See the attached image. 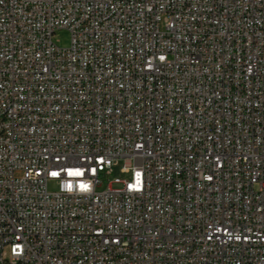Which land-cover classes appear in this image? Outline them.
Listing matches in <instances>:
<instances>
[{"label": "built area", "instance_id": "1", "mask_svg": "<svg viewBox=\"0 0 264 264\" xmlns=\"http://www.w3.org/2000/svg\"><path fill=\"white\" fill-rule=\"evenodd\" d=\"M0 264H264V0H0Z\"/></svg>", "mask_w": 264, "mask_h": 264}, {"label": "rangeland", "instance_id": "2", "mask_svg": "<svg viewBox=\"0 0 264 264\" xmlns=\"http://www.w3.org/2000/svg\"><path fill=\"white\" fill-rule=\"evenodd\" d=\"M70 32L66 28H60L56 30L54 34V39L59 46L67 47L70 44ZM125 163V158L121 157L118 159V162L114 165L112 172L107 175L103 180L104 183L102 186L98 187V189H103L107 186L109 181L113 180L116 177L125 178L128 176L127 173H124L121 169L123 164ZM17 175H22L20 171L16 172ZM121 184L113 183L114 187H118ZM60 188V184L57 181L50 180L48 182V189L50 191L58 190Z\"/></svg>", "mask_w": 264, "mask_h": 264}, {"label": "snow or ice", "instance_id": "3", "mask_svg": "<svg viewBox=\"0 0 264 264\" xmlns=\"http://www.w3.org/2000/svg\"><path fill=\"white\" fill-rule=\"evenodd\" d=\"M70 175H72V174H75V175H79L80 173H69ZM53 175H56V173H53ZM71 187V185H69V188Z\"/></svg>", "mask_w": 264, "mask_h": 264}]
</instances>
